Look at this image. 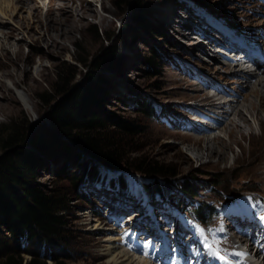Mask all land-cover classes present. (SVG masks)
<instances>
[{
  "label": "rangeland",
  "instance_id": "rangeland-1",
  "mask_svg": "<svg viewBox=\"0 0 264 264\" xmlns=\"http://www.w3.org/2000/svg\"><path fill=\"white\" fill-rule=\"evenodd\" d=\"M83 1L96 14L95 18L88 17L83 29L73 33L70 42H64V49L52 53L48 52V48L43 43L39 50L34 48L33 41L41 30L36 22L37 19L44 22L46 0H11L8 8L11 13L10 18L0 15V46L3 45L0 51V64L14 61L18 47L24 58L30 55L34 57L33 63L28 66H25L24 62H17L21 70L27 67L25 79L33 91L26 93L34 108L29 110L21 101L19 104L12 101L11 98L19 101L14 89L11 92L0 91V105L7 107L6 114H0V132L11 123L23 128L24 131L40 121H45L49 107L43 101L44 98L59 100V91L62 87L66 85L76 87L81 84L89 72L97 71L94 69V63L104 51L112 49L121 65L118 69L98 70L104 79L102 90L106 92L101 99V106L105 111L122 120L138 124L143 129V133L137 137L117 135V131L108 125V120L105 121L102 133L118 142L122 157L121 168L129 169L128 167H131L137 158L171 165L178 172L179 177L163 179V181L176 193L165 201L156 200L152 206H146L147 212L146 208L133 210L132 190L148 180L132 175L135 173L129 170V174H126L128 186L125 191H121L117 186L108 185V178H114L119 173L112 174L102 169L101 176L105 175L103 182L100 183L102 179L100 177L98 182L81 183L80 189H83L87 196L85 197L81 191L84 198L77 199L76 192L72 191L69 181L62 179L61 172L81 173V159L79 156L73 157L64 151H59L58 146L49 148L47 152L35 151L38 156L37 168H35L37 182L45 190L59 191L67 200L63 212L66 223L64 250L70 258L67 264H107L105 252L110 248L111 243L115 244L118 251L129 256L142 258L130 252L134 248H141L144 253L152 257L155 255L153 258L155 261L159 252L161 255L165 252L163 259L169 252L170 256L162 264H186L184 259L196 257L197 253L203 255L207 253V249L201 246L200 239L206 237L211 242L210 238L215 233V236L213 235L215 238L212 239L218 242L216 236L221 229V221L224 223L229 219L230 230L235 227L234 221H242V224H238L242 226L246 221L248 222L236 210L246 207V196L250 192H258L264 196V109L259 107L255 111L249 106L250 102L259 103L250 93L254 90L263 93V85L254 86L256 79H253L249 82L248 88L238 92L237 86L241 80L232 73L233 69H228L224 65L227 61L220 55L211 52L212 47L209 50L208 46H204L212 32L220 31L218 26L226 30L219 40L225 41L226 45H230L231 42L236 44L242 52L253 44L257 45V39L264 43V0H200L204 7L196 3L185 4L182 0ZM138 4L142 9V22L131 23L130 16L134 7H139ZM168 8L173 13L170 18L175 23L171 27L168 25L170 22L164 18ZM36 9H39L37 19L32 15ZM100 18H105L110 22V26L106 28L102 25ZM178 22L185 26H179L181 23ZM91 26L96 27L99 38L93 37L88 32ZM124 26H127L125 32ZM28 28L33 31V35ZM10 29L15 31L14 38L6 41L2 34L8 33ZM197 32H201L203 36L195 34ZM224 37L228 40H224ZM207 41L210 45L209 38ZM152 49L159 54L156 70L158 75L155 77L149 75L151 70L148 67ZM40 50L49 53L47 58L41 60V67L38 63ZM258 51L264 58V53L259 49ZM4 52L7 54L3 57L1 55ZM204 52L211 54V57L207 54L203 55ZM76 60L83 61L84 66L76 63ZM4 71L14 73L12 67L7 70L0 68V76ZM18 74L19 78L23 76L20 71ZM260 78H264V73ZM202 81L214 85L208 86L209 90L205 91L210 96L217 94L216 87L225 91L218 95L220 99L218 102L228 101L233 107L241 105L239 108L247 121L241 123L237 116L233 119L241 124L244 135H237L233 140L222 129V125L210 127L207 133L195 132V129L199 128L198 125L211 126L210 121L218 118L217 113L196 106L193 102L205 94L198 90L204 89ZM0 83L10 84L8 80L2 78ZM20 89L26 91L23 85H20ZM211 90L215 92L210 94ZM144 100L151 101L155 107L156 120H150L137 112L139 103ZM191 105L201 115L195 110L192 112L189 108ZM187 113H195L198 117H202L191 119V122L197 125L193 131L185 130ZM188 126L192 127L189 123ZM208 138L211 142L207 140ZM195 139L199 140L198 144L194 143ZM61 140L67 142L64 138ZM223 143L229 146L224 158L216 153L211 155L210 150L219 151ZM23 146L30 150L27 141ZM184 178L195 179L199 186V197L193 202L186 200L179 193V185ZM210 189L212 197L218 200L215 201V205L222 206L217 209L218 215L216 214V219L212 220L214 223L212 226L194 221L190 212L201 202L212 203L214 198L211 200V197L205 196ZM127 204L131 208L126 212ZM254 207L261 217L264 216L262 214L264 204L254 203ZM95 212L100 214V217L96 216ZM147 214L149 216H146ZM247 216L251 220L249 214ZM141 217L145 219L146 224H150L152 219L157 222L150 234L148 225L143 227L145 224ZM140 218L141 220L135 225L126 223L132 219L135 222ZM254 224L257 222L255 221ZM257 226L264 228L259 224ZM141 228L150 236H153V232L158 229L155 234L159 236L154 237L153 243L150 239L143 240L146 235L145 232L142 233ZM128 229L132 230H129L130 234L125 232ZM201 229L204 230L202 234ZM134 230H137L141 236L138 238L132 236L135 235ZM246 230V236L250 235L248 226ZM4 231L2 229L6 235ZM131 239L132 246L129 245ZM160 243L163 246H159ZM219 244L224 249L227 248L221 242ZM123 245L127 247L129 245L131 248L127 250ZM59 252L60 250H57V253ZM43 253L46 256L47 250ZM24 258L29 259V256L24 255ZM256 259L259 261L261 257ZM141 260L148 262L144 258ZM50 262V259H47V263ZM195 262L219 264L211 256L207 262L199 260L198 257ZM148 264L152 263L148 262Z\"/></svg>",
  "mask_w": 264,
  "mask_h": 264
},
{
  "label": "trees",
  "instance_id": "trees-1",
  "mask_svg": "<svg viewBox=\"0 0 264 264\" xmlns=\"http://www.w3.org/2000/svg\"><path fill=\"white\" fill-rule=\"evenodd\" d=\"M191 1L203 6L200 0ZM138 6L134 7L130 16L131 23L142 22L141 5ZM126 29L127 26H124L123 31ZM88 32L99 38L95 26H91ZM151 54L148 60L151 70L149 75L155 77L158 75L156 70L159 54L154 49ZM76 63L84 66L81 60H76ZM120 63L116 53L112 49H106L94 63L97 71L89 72L81 84L62 87L59 100L44 98L43 101L49 107L45 121L24 131L11 123L0 132V264H67L70 259L64 250L66 223L63 212L67 200L64 194L45 190L37 182V152H47L49 148L58 146L59 151L80 157L81 173L61 172L62 179L70 182L77 199L87 196L80 189L81 183L98 180L101 166L111 172L130 170L147 177L150 182L145 188L152 199L156 196L164 197V192L170 191L171 186L163 179L179 177L171 165L142 158L135 159L129 169L121 168L122 157L118 142L102 133L106 120L117 131V135L137 137L143 133L138 124L122 120L101 106V99L106 92L102 90L104 79L99 71L118 69ZM137 112L150 120H156L154 107L149 100L139 103ZM62 138L67 142H63ZM25 141L30 150L23 146ZM112 182L124 187V174ZM179 186L182 191L191 195H196L199 191L195 179L184 178ZM212 209V206L202 204L196 215L199 218L210 215ZM46 250L45 256L43 252ZM57 250L60 252L57 253ZM24 255L29 256V259H25ZM47 259L51 262L47 263Z\"/></svg>",
  "mask_w": 264,
  "mask_h": 264
},
{
  "label": "bare ground",
  "instance_id": "bare-ground-1",
  "mask_svg": "<svg viewBox=\"0 0 264 264\" xmlns=\"http://www.w3.org/2000/svg\"><path fill=\"white\" fill-rule=\"evenodd\" d=\"M10 4H11V0H0V15H2L4 17L8 16L10 18L9 14H11V13L8 11V8H10ZM44 9H45L44 22L40 21V19H37L38 18L37 15L39 14L38 13L39 9H36V11L32 13V15L34 17H36V19H37V21H36L37 24L41 27L39 36L34 37L33 41H34V48L39 50L40 45L43 43L48 48L49 53L50 52L52 53L55 50H57V51L63 50L64 49V45H63L64 42H66V41L70 42L72 34L75 32H79L83 29V27L87 24L88 17L95 18V16H96V14L93 12V10L88 5L84 4L83 0H46V3L44 4ZM172 15H173V13L171 12V9H169V8L164 13L165 20H168L170 22V24H168L169 27L173 26V23H174V21H172L170 18ZM99 21L106 28H108L110 26V22H108L105 18H100ZM171 23H172V25H171ZM179 23H181V22H178V24ZM182 25L185 26L182 23L179 24V26H182ZM28 30H29V32H31L32 35L34 34L30 28H28ZM14 32L15 31L13 29H10L8 33L2 34L3 38L4 39L6 38L5 39L6 41H8V39H13L14 38ZM195 34H197V35L200 34L201 36H203V34L201 32H199V33L197 32ZM223 39L225 40L227 38L224 37ZM219 41H221V40H219ZM230 48H233V47L230 46ZM2 49H3V45L0 46V51H2ZM49 53H46L43 51L40 52V56L38 57V63H39L40 67H41V62H42L41 60L43 58H47ZM2 54L3 55H1V56L4 57V55H6L7 53L4 52ZM246 57L248 58V62L251 64V67H254V68L250 71V70H247V67L246 68L240 67V69L237 70L236 72H232L236 77H238V79L241 80L240 83L238 82L239 83V85L237 86L238 92H240L243 88H248L249 82L253 79H256L254 86L259 85L258 87H260L261 85H263V88H264V78H260V76H262V74L264 73L263 72L264 60L259 59L255 56H250L249 54H247ZM20 61L24 62L25 66H28L29 64L33 63L34 57H33V55H30L27 58H24L23 54L21 53L20 48L18 47V50L15 54V60L14 61H12V62L9 61L7 63H4V65L0 64V68L7 70L8 68L12 67L13 72H14V73H11L10 71L2 72L0 78L8 80L10 84L8 85V84L0 83V91L6 90L7 92H11V91H13L12 89H14L17 92L16 96L19 98V101L16 98H13V99L11 98V100L15 101L16 104H19V102L21 101L25 106H27V108L29 110H32L34 107L32 108L30 97L27 95L26 92H32L33 88H31L26 83L25 75L27 74V69H26L27 67L26 68L23 67V69L21 70L19 68V66L17 65V62L20 63ZM226 66L228 67L229 65H226ZM235 66L237 67L238 65L236 64V65H234V67ZM19 71L23 75V76H20V78H19V74H18ZM201 84L204 87V89H198V90H200L202 93H205V91L209 90V89H207L208 86L213 85L210 82H206V81H202ZM20 85L25 86L26 91H21ZM216 88L218 89L217 94L210 96L208 94V92H206L205 94H202L203 96L200 99L193 100V102L196 104V106L199 105L203 109L206 108L210 112L217 113V116H218L217 119H213L210 121L212 123L211 126L208 124L205 127H199L197 129H195V132L198 134L199 133L201 134L204 132L207 133V132H209L210 127L222 125V129L226 131L229 138L234 140L237 135H241V136L244 135V129L241 126V124L237 123L233 118L237 116L239 122L241 121V123H245L247 120L245 118V115H243V113L240 109L241 105H239V106L236 105L235 107H233L231 105V103L228 101L218 102L220 100L218 98V95H220L221 93H225V91L219 89L218 87H216ZM263 93L259 92L258 90H256V91L254 90V92L251 91L250 94L256 99L255 101L259 102L258 104L250 102L249 106H250L251 110L257 111L259 107L264 109V95H263ZM190 98H191V96H190ZM193 109H195V108H193ZM193 111L194 110H192V112ZM195 111L201 115V113L199 111H197V110H195ZM6 112H7V107L5 105H0V114L5 115ZM186 112H187V110H186ZM214 113H212V114H214ZM218 113H219V115H218ZM207 140L211 142L210 138H208ZM194 143L198 144L199 140L195 139ZM226 150H229V146L227 144L223 143L220 146L219 151H216L215 149H211L210 151H211V155L213 153H216L221 158H224ZM260 156H259V158H260ZM263 158H264V155H263ZM130 208H131V206L129 204H127L125 211L127 212V210H129ZM123 212H124V210H123ZM221 222H222V223H220L221 229H223V230L221 231V229H220L218 235L216 236V238L218 237V242H221L224 246L231 248V251L233 253L237 249V244L238 245H245L246 249H247V253H250V254L254 253L255 257H258V258L261 257V260L258 261L259 262L258 264H264V263H262V261L264 260V228L257 226V224L253 223V226H255V227H253L254 233L252 235L250 234V235L246 236V234H247L246 228H247V226L250 227V225L247 221L245 222V224L243 226L238 225V224H242L243 223L242 221H234V223L236 222V224L232 230L229 229V223L231 222V221H229V219L227 221H224V223L226 224L225 226L223 225L224 224L223 221H221ZM232 223H233V221H232ZM129 230L132 231L131 229H128V230H125V232H129L128 234H130L131 232ZM212 235L215 236V233H213ZM234 237L237 238V240H238L237 242L234 241V239H233ZM239 238H241V239H239ZM124 242H123V244H124ZM129 248H130V246H129ZM105 253H106V258H107V260H106L107 264H148V262L141 260L142 258H139L138 256H133V255L129 256V255L125 254L124 252L118 251L115 244H112V243L110 244V248L107 249V252H105ZM232 258L234 259L233 260L234 263H232V264H249L248 262L240 259V257L235 255V254L233 255ZM155 259H157V257H155Z\"/></svg>",
  "mask_w": 264,
  "mask_h": 264
},
{
  "label": "snow or ice",
  "instance_id": "snow-or-ice-1",
  "mask_svg": "<svg viewBox=\"0 0 264 264\" xmlns=\"http://www.w3.org/2000/svg\"><path fill=\"white\" fill-rule=\"evenodd\" d=\"M264 220V216L261 217ZM223 229H221L222 231ZM203 229L200 230L201 234ZM203 246L207 249L209 256L214 258L219 264H230V257L226 249L220 246L219 242L212 240L211 242L205 237L202 241ZM236 255L243 256V253H237Z\"/></svg>",
  "mask_w": 264,
  "mask_h": 264
}]
</instances>
